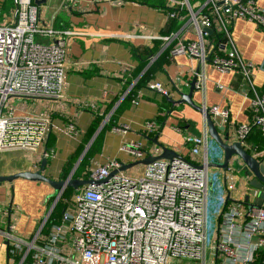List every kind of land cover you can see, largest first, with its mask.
<instances>
[{"label":"built area","instance_id":"1","mask_svg":"<svg viewBox=\"0 0 264 264\" xmlns=\"http://www.w3.org/2000/svg\"><path fill=\"white\" fill-rule=\"evenodd\" d=\"M108 0H91L93 3ZM78 0H61V7L71 8ZM167 18L189 24L195 33L191 40H178L171 54L186 55L202 66L209 62L218 70L240 73L246 81L245 94L250 99L251 122L234 123L229 111L217 106H202L219 124L230 131L229 142L237 141L251 156L264 163V149L248 141L253 126L264 134V89L258 90L252 81L254 65L244 60L231 36L236 18L252 21L264 30V8L254 0H204L199 8L191 0H167ZM13 19L0 23V152L8 150L37 151L42 156L53 155L44 144L49 118L28 113L15 115L24 104H11L13 98L49 99L61 96L65 78L66 37L76 34L70 29H55L40 18V6L33 0H13ZM204 28H210L209 34ZM113 36V35H110ZM129 37V35H127ZM213 36L212 42L206 40ZM177 37L176 32L158 35L166 46ZM153 59V57L151 58ZM203 73H198L195 87L200 89ZM163 96L168 90L160 83L149 85ZM218 88L221 86L218 84ZM137 101L134 99L133 103ZM205 124V122H204ZM75 132L73 125L68 127ZM125 125H113L112 131L125 133ZM159 124L149 120L145 132L155 133ZM208 135L205 127L200 137H185L193 144L192 155L203 150L199 161L162 159L145 165L139 176L123 175L121 171L107 181L82 186L74 193L71 206H65L58 221L42 234L57 201L54 198L48 216L27 242L6 233L12 239V257L19 264H169L177 257L206 260V229L209 187ZM119 149L138 160L149 153L138 141H127ZM122 163L108 158L89 168L88 179L102 180ZM230 181L241 179L247 184L248 202L261 189L253 188L251 172L235 170L228 164ZM226 175L223 183L226 186ZM229 190V189H227ZM229 195L230 191H228ZM231 197V196H230ZM252 198V199H251ZM225 199V198H224ZM252 200V201H251ZM216 212L215 237L210 247L211 264H264V198L258 207L249 208L242 200H230Z\"/></svg>","mask_w":264,"mask_h":264},{"label":"crops","instance_id":"2","mask_svg":"<svg viewBox=\"0 0 264 264\" xmlns=\"http://www.w3.org/2000/svg\"><path fill=\"white\" fill-rule=\"evenodd\" d=\"M163 1L168 8L167 0ZM254 1L256 6L264 8V0ZM202 2L191 0L196 8ZM60 4L61 0H46L40 5V18L44 24H52L55 29L77 32L66 37V71L61 96L28 99V105H24L21 110L24 114L49 118L48 132L54 140L48 150H52L53 155L46 158L43 174L56 180L64 179L65 174V178L87 179L89 176L86 177V172L89 168L108 158H116L122 164L132 162L131 157L119 149L127 141H138L144 151L155 154L159 148L150 140L154 135L158 136V142L174 149L188 160H201L203 150L200 146L199 152L192 155L190 151L193 144H186L184 138L203 135L205 124L202 113L186 103L165 105L162 100L163 97L165 100L166 97L178 99L179 92L189 91V84L199 62L186 55L171 54L170 45L166 46L161 42L160 51L133 77L134 69L140 62L136 56H141L144 48L152 47L154 40H160L156 36L165 35L162 33L168 22L165 8L136 0H108L98 3L78 0L68 9ZM13 12V0H0V23L11 21ZM175 32L177 37L173 39V45L178 40H191L195 37L187 23ZM208 33L211 34L212 31ZM231 36L240 56L254 65L253 83L258 90H263L264 30L252 21L236 18L231 25ZM212 39L213 36L206 38L209 44ZM165 49L168 51L163 54ZM158 56L160 57L156 60ZM145 72V83L134 90L132 98H128L134 84ZM198 73H203L204 77L201 88L193 91L194 104L199 107L226 108L233 124L251 122L253 114L249 94H245L246 81L240 73L229 70L222 72L209 62L201 65ZM129 79L130 82L126 84ZM153 82L160 83L168 90L169 95L165 97L151 88L149 85ZM218 84L221 88L217 87ZM115 98L113 106L108 109ZM134 99L136 103H133ZM159 107H162V111ZM112 113L111 125L109 119ZM158 115L163 118L157 122L159 129L156 133L145 132V122L156 120ZM96 116H102L103 119L85 145L84 154L88 150V155L83 165L84 171L79 176L74 175L83 156H79L74 165H68V159L84 140L85 132L94 124ZM70 125L74 126L75 132L69 131ZM113 125H125L128 129L125 133L113 132ZM210 141L213 142L208 138V147ZM148 148H152L153 152ZM42 158L41 148L37 151H1L0 175L35 171ZM135 171L133 169L121 173L134 175ZM66 189L67 187L64 191ZM68 189L71 193L76 191L71 187ZM54 192L48 183L42 181L18 178L12 182H0V264H19V259L12 257V239L8 240L6 233L10 232L27 242L33 240L53 205L55 199L52 198L57 194ZM230 194L232 199L238 200L236 197L239 198V192L235 195L230 191ZM225 197L222 196L216 212L222 207ZM60 214L53 221H58Z\"/></svg>","mask_w":264,"mask_h":264},{"label":"water","instance_id":"3","mask_svg":"<svg viewBox=\"0 0 264 264\" xmlns=\"http://www.w3.org/2000/svg\"><path fill=\"white\" fill-rule=\"evenodd\" d=\"M34 3L38 6L44 4L46 0H33ZM205 31L210 32V28H204ZM201 64L199 63L195 74L189 84V91L187 93L179 92L180 98L173 99L170 97H166V101L170 103L171 105H178L182 103H186L189 106H191L193 109L199 111L203 115V120L205 122V127L207 129V135L208 137L213 140L223 151V159L220 163H208V167L215 166L218 168H221L222 170L226 171L228 168L229 161L231 158L239 159L243 165L244 171L251 172L254 176L249 181V185L253 188L261 189L262 192L259 193V195L252 201L251 203L248 202V196L245 197L244 200H242V203H246L249 208L258 207L262 199L264 198V163L259 162L256 158L251 156L249 152L242 147V145L237 142H229V136L230 131L225 128L224 125L219 124L216 119L211 116V114L208 111V108H203L202 106L199 107L198 105L194 104L192 101V94L193 91L198 89L195 87V83L197 80L198 72L200 71ZM157 135H154L150 140L154 143L155 146L159 148L158 152L155 154H148L146 157L134 160L132 162L122 164L119 169L111 170L109 175L103 178L102 180H92V179H76V178H70L69 176L64 179H52L43 174V170L46 166V158L43 157L40 162V166L35 171H20L15 172L9 175H0V182H12L15 179L22 178L26 180H34V181H42L48 183L54 190L57 191L56 198H59L61 195V192L66 187H71L74 190H77L78 188L82 186H88L92 184H99L102 182L107 181L112 175L116 174L117 172L126 171L133 166L137 165H148L152 162L162 160V159H168V160H174L179 159L180 161L190 163L191 165H195L188 161L187 158H185L183 155L177 153L174 149L167 147L163 145L162 143L158 142ZM85 152V149L80 155V158L83 156ZM196 168H201V165H195ZM232 200L229 194L225 197V204ZM54 206V205H52ZM51 206V208H52ZM49 209L48 213L50 212Z\"/></svg>","mask_w":264,"mask_h":264},{"label":"rangeland","instance_id":"4","mask_svg":"<svg viewBox=\"0 0 264 264\" xmlns=\"http://www.w3.org/2000/svg\"><path fill=\"white\" fill-rule=\"evenodd\" d=\"M29 100L23 99V98H13L11 100V104L18 106L21 104H24L25 106L28 105ZM15 115H23L24 113L20 110H15ZM211 140V139H210ZM213 141V140H212ZM211 142V141H210ZM150 152L152 151V148H148ZM208 159L210 163H220L223 159V151L222 149L213 141L210 143L208 147ZM229 164L232 165L235 170H241L243 169V165L239 159L231 158L229 161ZM144 165H137L133 166L132 168L128 170L135 169V176H139L143 172ZM226 175V186L223 183V176ZM237 177L239 176V173L236 171L235 173H230L228 171H224L221 168L211 166L209 167V187H208V208H207V229H206V260L205 264H211L210 260V247L212 245V242L215 237V229H216V209L218 208L220 204V200L222 196H226L229 189L233 194H237L239 192V198L236 197L238 200H244L246 195L248 194L247 191V184L242 181L241 179H238L236 181H230L229 177ZM55 190V194H56ZM55 196V195H54ZM66 199L68 200V205L71 206V200L73 197V193L70 191L66 194ZM54 199V198H52ZM47 207H49L47 205ZM46 207V208H47ZM47 210V209H46ZM47 212V211H46ZM169 264H201V260H194L191 258H185V257H177L169 262Z\"/></svg>","mask_w":264,"mask_h":264},{"label":"trees","instance_id":"5","mask_svg":"<svg viewBox=\"0 0 264 264\" xmlns=\"http://www.w3.org/2000/svg\"><path fill=\"white\" fill-rule=\"evenodd\" d=\"M140 3H145L148 4L150 6H155V7H159V8H165L166 12L168 10V8H166V6L164 5V1L163 0H159V1H155V0H136ZM204 1V0H202ZM163 3V4H162ZM181 22L178 21V19L176 18H172V19H168L167 22V26L166 29L162 32L163 34H169L171 32H175L179 29V27L181 26ZM161 40H154V44L152 47L150 48H144L143 51L141 52V56H136L138 58V60H140V62L138 63V65L135 67L134 72H133V77L137 76L141 70H143V68L146 66V64L148 63L149 59L154 56L156 53H158L160 51L161 48ZM173 46V42L170 44L169 48L171 49V47ZM168 50L165 49L163 54H165ZM161 52V53H162ZM161 56V55H160ZM156 59L158 60L159 57ZM144 59V60H143ZM145 79H147V75L146 72L141 75L137 82L134 84V89L132 91H130L129 93V97L128 98H132L131 95L134 94V90L141 87L142 84L145 83ZM130 82V79L127 80L126 84ZM116 100V98L111 101V103L108 106V109H110L113 104L114 101ZM163 103L165 102V105H170V103H168L165 98H162ZM159 110L162 111V107H159ZM115 111V110H114ZM113 113L110 116L109 119V123L112 125L113 124ZM163 116L162 115H158L156 118V122H160L162 120ZM103 119L102 116H96L95 117V122L94 124L90 125L89 128L87 129V131L85 132V136H84V140H82L80 142V144L78 145L76 151L74 152V154L68 159V165L72 164L74 165V163L77 161V159L79 158V156L81 155V153L83 152L86 143L88 142V140L93 136V134L96 132L97 130V125L100 123V121ZM156 133V132H155ZM154 133V134H155ZM248 141L251 142L252 144H254L255 146H257V148L259 150L264 149V134L260 131V129L257 126H253L249 135H248ZM53 136H51V134L48 132L45 144H44V148L47 150L49 149L50 145L53 143ZM87 155H88V150H86V153L83 155V157L81 158V160L79 161L74 175H80L82 170L84 169V164L87 160ZM84 171V170H83ZM88 171L86 172V177H88ZM67 176V174L64 175V178ZM69 192V189L67 187V189L64 191V193L62 194L61 198L57 201L55 207L53 208L52 212L50 213L45 225L42 228L41 233L42 234H46L48 232V229L50 228L51 224L54 222L53 219L56 218L59 214H60V210L65 206V203L63 202L64 198H66V194ZM227 206V203L224 207Z\"/></svg>","mask_w":264,"mask_h":264}]
</instances>
